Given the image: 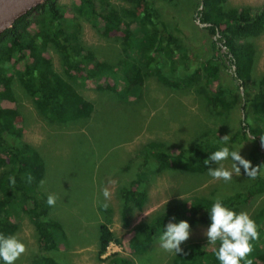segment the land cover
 <instances>
[{"label":"trees","instance_id":"obj_1","mask_svg":"<svg viewBox=\"0 0 264 264\" xmlns=\"http://www.w3.org/2000/svg\"><path fill=\"white\" fill-rule=\"evenodd\" d=\"M122 1L129 5L118 7L110 0H74L71 16L59 0H45L0 33V168H3L0 176V232L13 235L17 217L25 214L35 226L44 249L58 250L66 240L62 223L49 217L52 206L46 204L47 196L38 191L44 174V159L32 144L21 138L23 128L18 123L20 116L15 106V80L26 95L32 97L38 113L51 124H66L90 114L89 110L83 111L86 101L78 89L90 83L129 100L137 95L151 73L160 83L171 87H187L196 76L204 77V86L212 89L206 100L221 115L239 102L234 91L241 92L243 86L246 94L243 97L240 93L243 99L241 112L243 109L245 113L242 125L243 122L246 125L226 136L228 143L234 145L245 141L252 143L247 150L251 166L264 165V150L259 144L264 145L261 141L264 140V75L256 80L251 94L247 88L256 55L252 39L264 34V2L254 8L247 5L226 7L229 0H198L203 4L202 9L197 10L200 22L207 24V30L216 36L211 40L210 51L204 57H198L193 43H183L176 32L156 15L151 0ZM81 18L101 28L105 37L119 38L127 58L118 63L98 59L82 41ZM50 46L60 56L61 73L54 69L48 56ZM195 57L198 58L197 65L188 78H182L178 73L171 78L163 71V66L168 65L170 73H176L179 67L190 72ZM225 61L233 68L236 84L233 88H216ZM246 129L254 138H250ZM223 137L202 139L176 152L167 150L163 141H148L143 148V162L136 178L119 189L123 225L130 226L135 211H141L147 202L148 191L141 184L147 178L145 169L150 160L157 173L169 170L202 173L214 164L205 166L204 161L220 146ZM260 169L246 190L221 200L238 212L241 204H248L263 194L264 177ZM212 200L196 197L188 202H174L163 213L140 221L130 232V248L141 253L148 244L155 242L170 221L186 220L190 227L201 223L208 225L206 209ZM263 219L264 210L261 209L253 220ZM262 231L263 223L258 228V236ZM112 242L120 243L110 226L101 223L98 254H105ZM257 242L260 243L258 237L251 241L252 251L246 257L251 262L263 252ZM214 247L200 241L189 242L181 253L174 255L172 264H218L213 255ZM108 259L110 264H134L116 252ZM31 262L61 264L49 254H40Z\"/></svg>","mask_w":264,"mask_h":264},{"label":"rangeland","instance_id":"obj_2","mask_svg":"<svg viewBox=\"0 0 264 264\" xmlns=\"http://www.w3.org/2000/svg\"><path fill=\"white\" fill-rule=\"evenodd\" d=\"M59 1L65 6L68 15L72 16L74 0ZM110 1L118 7L129 5L122 0ZM151 2L156 15L168 24L171 31L176 32L183 43H193L198 57H204L210 51L211 40L216 36L200 24L198 0ZM263 2L264 0H229L226 7L247 5L256 8ZM80 22L82 41L98 59L118 63L127 58L119 38L105 37L101 28L94 27L84 18ZM252 41L256 55L252 79L247 86L250 94L255 89L256 80L264 75V34ZM47 53L54 69L61 73L58 52L50 46ZM197 61L198 58L195 57L190 72L179 67L176 73H170L168 65L163 66V71L171 78L176 77L177 73L182 78H188ZM233 74L232 66L225 61L216 88H233L236 84ZM204 84V77L196 76L187 87H171L160 83L151 73L135 97L123 100L115 92L90 83L78 87L86 101L83 111L89 110L90 114L66 124H51L38 113L32 97L26 95L15 80V106L20 116L18 123L23 128L21 138L32 144L45 162L38 191L40 194H52L56 197L49 217L58 219L66 233V240L58 250H46L41 246L35 226L27 215L21 214L17 217V228L13 235L25 244L26 250L15 264H32L33 258L40 254L52 255L61 264H110L108 256L115 252L132 260L134 264H172L175 254L162 250L158 238L141 253L132 250L128 243L132 228L142 220L163 213L174 202H188L196 197L223 199L235 192L244 191L256 177L246 176L243 168L241 173L234 174L227 182L214 180L208 176L207 170L202 173L173 170L157 173L150 160L145 169L147 178L141 184L148 191L147 202L141 211H135L130 226L123 225L119 189L136 178L143 162V148L148 141H163L167 150L176 152L196 141L213 139L211 137L217 135L226 136L243 127L242 93L234 91L239 96V102L228 113L221 115L207 102L206 97L212 94V89ZM245 94L244 89L243 97ZM228 144L230 148L240 150V155L248 160L247 150L252 143L245 141L243 145ZM221 163L225 168L232 167L231 160ZM2 171L3 168H0V176ZM260 173L264 177V165ZM103 187L109 188L111 192L107 201L101 195ZM261 209L264 210V193L248 204H241L238 212H247L255 219ZM101 223L110 226L120 243H110L105 254L100 256L98 239ZM261 223L264 225V219L256 222L258 228ZM207 226L202 223L191 226L189 238L182 242L181 248L193 241L207 243L203 235ZM259 233L260 243L257 242L256 245L263 252L256 256L252 264H264V231Z\"/></svg>","mask_w":264,"mask_h":264},{"label":"clouds","instance_id":"obj_3","mask_svg":"<svg viewBox=\"0 0 264 264\" xmlns=\"http://www.w3.org/2000/svg\"><path fill=\"white\" fill-rule=\"evenodd\" d=\"M225 160L232 161L231 168L222 166L221 162ZM213 163L216 167L206 168L208 176L225 182L231 180L234 174L241 173V168L246 176L254 178L261 167L251 166L250 161L240 155V150L230 148L227 136L220 138V146L204 161L205 166ZM101 195L106 201L110 199L109 188L103 187ZM55 201L56 197L52 194L46 198L48 206H53ZM206 211L209 223L203 235L207 244L215 246L213 255L218 264H252L246 257L252 251L251 241L258 237L256 222L247 212H236L219 198H214ZM189 230L186 220L170 221L158 236L159 247L175 255L181 253V244L189 238ZM25 250V244L17 236L0 232V264H15Z\"/></svg>","mask_w":264,"mask_h":264},{"label":"water","instance_id":"obj_4","mask_svg":"<svg viewBox=\"0 0 264 264\" xmlns=\"http://www.w3.org/2000/svg\"><path fill=\"white\" fill-rule=\"evenodd\" d=\"M45 0H0V33L5 31L6 29L12 27L14 22L27 12H29L31 9L39 5L40 3H43ZM202 1L200 3L199 9H202ZM199 18V17H198ZM199 21V19H198ZM200 23V22H199ZM201 25L206 26L205 23H200ZM241 93H244V87H240ZM242 118H245L244 110L242 109ZM246 123L243 122V126H245ZM248 132V135L250 138H254L252 134H250L249 129H246ZM262 149H264V146L259 143Z\"/></svg>","mask_w":264,"mask_h":264}]
</instances>
